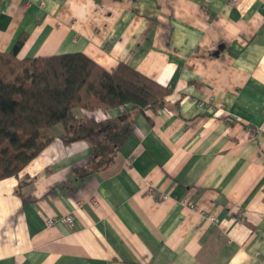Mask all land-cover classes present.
<instances>
[{
	"label": "crops",
	"instance_id": "crops-1",
	"mask_svg": "<svg viewBox=\"0 0 264 264\" xmlns=\"http://www.w3.org/2000/svg\"><path fill=\"white\" fill-rule=\"evenodd\" d=\"M21 40L20 60L82 53L171 93L104 168L55 126L0 181V264H264V0H0V53Z\"/></svg>",
	"mask_w": 264,
	"mask_h": 264
},
{
	"label": "trees",
	"instance_id": "trees-1",
	"mask_svg": "<svg viewBox=\"0 0 264 264\" xmlns=\"http://www.w3.org/2000/svg\"><path fill=\"white\" fill-rule=\"evenodd\" d=\"M22 44L0 53V181L17 177L53 141L58 125L65 143L92 146L88 165L106 167L131 133V113L161 109L171 93L126 64L109 72L82 53L20 60ZM127 105L117 119L75 115Z\"/></svg>",
	"mask_w": 264,
	"mask_h": 264
},
{
	"label": "built area",
	"instance_id": "built-area-1",
	"mask_svg": "<svg viewBox=\"0 0 264 264\" xmlns=\"http://www.w3.org/2000/svg\"><path fill=\"white\" fill-rule=\"evenodd\" d=\"M162 198H163L164 200H166V199H168V196H167V195H163ZM183 203H184V204H189V202H188L187 200H184ZM64 221H65L66 223L70 224L71 226H73V224H74V218H73V216H67V217L64 219ZM209 221H210V222H217V219H216V217H214V216H210V217H209ZM55 222H56V219H55V218H50V219L47 220V224H48L49 226H53V225L55 224Z\"/></svg>",
	"mask_w": 264,
	"mask_h": 264
}]
</instances>
